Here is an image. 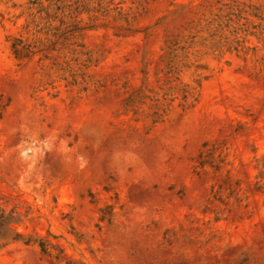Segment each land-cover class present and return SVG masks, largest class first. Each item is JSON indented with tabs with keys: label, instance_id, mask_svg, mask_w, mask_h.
<instances>
[{
	"label": "rangeland",
	"instance_id": "obj_1",
	"mask_svg": "<svg viewBox=\"0 0 264 264\" xmlns=\"http://www.w3.org/2000/svg\"><path fill=\"white\" fill-rule=\"evenodd\" d=\"M0 264H264V0H0Z\"/></svg>",
	"mask_w": 264,
	"mask_h": 264
},
{
	"label": "bare ground",
	"instance_id": "obj_2",
	"mask_svg": "<svg viewBox=\"0 0 264 264\" xmlns=\"http://www.w3.org/2000/svg\"><path fill=\"white\" fill-rule=\"evenodd\" d=\"M26 105V104H25Z\"/></svg>",
	"mask_w": 264,
	"mask_h": 264
}]
</instances>
